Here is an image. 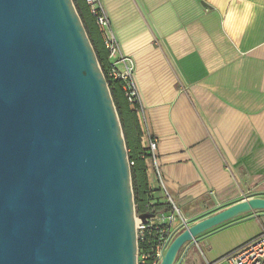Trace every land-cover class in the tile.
Returning a JSON list of instances; mask_svg holds the SVG:
<instances>
[{
	"label": "water",
	"instance_id": "obj_1",
	"mask_svg": "<svg viewBox=\"0 0 264 264\" xmlns=\"http://www.w3.org/2000/svg\"><path fill=\"white\" fill-rule=\"evenodd\" d=\"M262 211L247 197L187 226L160 264ZM0 264H138L126 142L73 0H0Z\"/></svg>",
	"mask_w": 264,
	"mask_h": 264
},
{
	"label": "crops",
	"instance_id": "obj_2",
	"mask_svg": "<svg viewBox=\"0 0 264 264\" xmlns=\"http://www.w3.org/2000/svg\"><path fill=\"white\" fill-rule=\"evenodd\" d=\"M101 1L158 141L150 204L215 214L264 198V0ZM263 229L264 211L230 221L179 264H228Z\"/></svg>",
	"mask_w": 264,
	"mask_h": 264
},
{
	"label": "built area",
	"instance_id": "obj_3",
	"mask_svg": "<svg viewBox=\"0 0 264 264\" xmlns=\"http://www.w3.org/2000/svg\"><path fill=\"white\" fill-rule=\"evenodd\" d=\"M85 1L93 18L95 19L96 25L100 30L104 46L109 53L111 66L108 74L113 79L120 80L122 82L125 97L130 106L137 112L142 130V145L145 149V154L142 157L145 160H152L160 185L164 187L158 170L156 157L158 141L150 137L143 129L145 124V114L134 78V63L131 58L122 53L102 1ZM175 210L177 211L175 206H173L172 211L155 212L152 210L146 213L147 215H151V217L145 222L142 221L139 218L140 216L136 214L138 264H145L148 256L143 250H140L139 245L146 243L148 236L152 235L154 232L157 235V239L151 249V255L154 257L152 264H160L162 256L166 252L167 247L174 236V232L171 231V227L178 221ZM226 260L228 264H264V229L259 237L229 255Z\"/></svg>",
	"mask_w": 264,
	"mask_h": 264
},
{
	"label": "trees",
	"instance_id": "obj_4",
	"mask_svg": "<svg viewBox=\"0 0 264 264\" xmlns=\"http://www.w3.org/2000/svg\"><path fill=\"white\" fill-rule=\"evenodd\" d=\"M73 2L95 50L120 119L130 161L136 214L141 216L152 210L155 212L172 211L173 206L170 203L156 204L155 206L150 204L152 197L146 175L145 159L142 157L145 154V149L142 145V130L137 112L128 103L122 82L113 79L108 74L111 66L109 53L104 46L102 35L86 1L73 0ZM156 239L157 235L154 232L148 236L146 243L139 245L140 250H143L148 255L145 264H152L154 260V257L151 255V249Z\"/></svg>",
	"mask_w": 264,
	"mask_h": 264
},
{
	"label": "rangeland",
	"instance_id": "obj_5",
	"mask_svg": "<svg viewBox=\"0 0 264 264\" xmlns=\"http://www.w3.org/2000/svg\"><path fill=\"white\" fill-rule=\"evenodd\" d=\"M170 202V201H169ZM171 203V202H170ZM172 206H175L177 208V211L175 210V213L177 214V217H178V221L171 227V231L174 232V236L172 238V240L181 232L183 231L187 226H190L192 224H194L195 222L199 221V220H202L210 215H212L213 213L211 212H200L199 210H194L195 209V205L191 206L190 208L188 209H184V210H181L180 207H178L177 205L175 204H172ZM202 237L199 236L197 238V240ZM196 240V241H197ZM195 241V242H196ZM194 242V243H195ZM192 244V243H191ZM191 244H188L186 245L183 250L181 251L179 257H178V261H177V264H179L180 261H182V259L184 258L185 254H186V251L188 249V247L191 245Z\"/></svg>",
	"mask_w": 264,
	"mask_h": 264
}]
</instances>
